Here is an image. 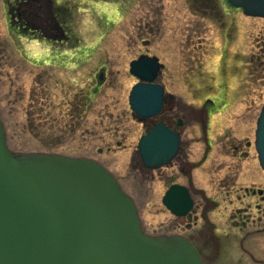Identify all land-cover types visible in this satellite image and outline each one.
Wrapping results in <instances>:
<instances>
[{"label": "rangeland", "instance_id": "374dc122", "mask_svg": "<svg viewBox=\"0 0 264 264\" xmlns=\"http://www.w3.org/2000/svg\"><path fill=\"white\" fill-rule=\"evenodd\" d=\"M213 1L216 10L204 12L203 0H53L57 24L41 22L43 41L10 37L0 5V116L12 151L101 162L132 197L149 235L174 234L184 226L161 199L168 177L187 186L197 213L203 205L212 209L189 230L202 234L205 262L243 264L244 231L241 214H235L248 201L239 189L264 186L253 148L264 102V18ZM47 11L42 3V21L50 19ZM61 29L70 39L55 43ZM51 53L58 60H45ZM144 53L164 65L157 82L174 96L173 124L177 118L184 123L179 154L154 171L146 170L136 153L150 125L128 105L136 82L129 63ZM99 69L106 79L98 88ZM39 87L45 89L41 95ZM72 100L89 104L84 123H67ZM207 101L210 116L202 121L201 104ZM168 115L165 109L158 120ZM185 163L190 166L181 172L177 166ZM213 232L224 245L211 243ZM251 247L264 251V234L254 236Z\"/></svg>", "mask_w": 264, "mask_h": 264}, {"label": "water", "instance_id": "95a60500", "mask_svg": "<svg viewBox=\"0 0 264 264\" xmlns=\"http://www.w3.org/2000/svg\"><path fill=\"white\" fill-rule=\"evenodd\" d=\"M227 2L246 16L264 18V0ZM160 67L156 58L147 56L129 64L139 81L128 102L141 120L156 117L167 99L154 83ZM151 123L138 141L137 154L146 169L154 170L173 160L180 137L162 122ZM254 136L264 171V103ZM161 202L178 217L192 207L188 190L176 184ZM0 264L203 262L187 238L145 233L133 199L97 161L55 152L11 151L0 118Z\"/></svg>", "mask_w": 264, "mask_h": 264}, {"label": "flooded vegetation", "instance_id": "af4514ba", "mask_svg": "<svg viewBox=\"0 0 264 264\" xmlns=\"http://www.w3.org/2000/svg\"><path fill=\"white\" fill-rule=\"evenodd\" d=\"M203 2H205L204 12H208V11L213 12V9L216 10L217 5H216V2H214L213 0H203ZM42 3H44L48 8L47 14H48V17L50 18L49 20H47V17H46V19H43V21H42V19H40L41 18L40 15H41V4ZM0 5H1V18H2L1 23L6 28V31L10 37L13 36L15 38H25V39L30 38V39H33L32 41H37L39 38H41V40L43 41L45 38H47V36L42 37V35L45 33L44 30H42V28L45 26L51 27L52 26L51 23L53 21L57 24V20L55 17L56 14L53 15V7H54L53 0H0ZM226 6L230 7L228 4H226ZM56 9L57 8L55 6V10ZM41 22L46 23V25H44L43 27L40 26ZM69 39H70V37L67 36V34L61 29L59 31V36L57 37V40L55 41V43L56 42H59V43L67 42ZM142 44L148 45L149 42L147 40H142ZM52 55H53L52 58L46 57L45 60L46 59L52 60V61L58 60L57 54L54 53ZM139 56L155 57L154 55L149 54V53L140 54L137 56V58ZM71 59L72 58H70V60ZM64 61H65V59H64ZM158 61L160 62V60H158ZM42 64L44 66L45 65L51 66L49 63L47 64L46 62H43ZM61 64H63V63H61ZM53 65H55V64L53 63ZM163 69H164V65H163V68L161 69V72ZM104 72H105L104 69H99L96 72L97 76H96V78L94 77V79H95L94 80V82H95L94 86L99 88L102 84H104L105 79H106V75ZM160 75H161V73H158L157 79L160 77ZM157 79H156V83L162 86L166 96L169 95V93L165 91L164 86L157 82ZM136 82H137V80H136ZM42 90H45V89L39 87V94L40 95H41ZM83 97H85V96L82 95V98ZM86 100H88L87 97H86ZM173 101H174L173 95L171 96V98L165 99L163 109L160 112V114L158 115V117L166 109L167 113L169 115H168V117L163 118L162 121L167 126H169L171 129H176L178 121L181 120L182 125L179 128V130L181 131V129L184 125L181 118H177L175 123L173 124V119L175 117V112H176ZM207 103H208V101L206 103L201 104V107H203L200 111L201 117L203 116L202 121H204L207 117L210 116V113L206 109ZM68 107H69V110H68L69 112L67 114V119L65 118L67 123L71 122L73 124V123H84L85 122L84 120H85V116H86V113H87L88 108H89V104H86V102H80V103L76 104V102H74V100H72L70 102V104L68 105ZM158 117H157V119H158ZM147 122L150 124L149 120H147ZM202 129L204 132L205 131L204 127ZM180 150H181V148H180ZM233 151H237L236 146L233 147ZM189 166H190L189 164L185 163V164L178 165L177 168L182 172V171H184V169H186ZM175 183L176 182L174 180H172L170 177H168L165 192L167 191L169 186H171L172 184H175ZM255 185H257V184H252L248 187H243V188L239 189V191L243 193L242 197L247 199L248 202L245 203L246 204L245 207L238 209L236 214H235V216H238L239 214H241V218H240L242 220L241 229L244 231L243 236H242V241L240 244V246L242 248L243 255H244L243 256V264H264V251H262V250L261 251H255L251 247L252 238L254 239V236L259 235V234L260 235L264 234V226L259 227L261 224L264 223V186H258V185L255 186ZM189 193H190L191 198H192L193 206H192L191 210L185 216L177 217L183 221L184 226H182L181 228H178L177 232H175V233L181 234V235L185 236L186 238H188L189 241L194 246V248L197 250V252H198L199 256L201 257V259L203 260L204 264H207L205 262V259L203 258L204 254L202 253V250L204 248L203 247L204 243L202 242L203 239L201 238L202 234H200V233H198L197 235L194 233L191 234V233H189V230L191 229V222H192V224H196L198 219L207 220L206 214H207V212H210L212 209H210L211 207L208 208L207 206L203 205V207L201 208L202 209L201 212L197 213L196 208L198 210L199 206L197 207L195 205L194 199L192 197L190 190H189ZM235 197L237 199V195H235ZM203 198L208 203H212V205H215L214 201H211L210 199L207 200V198H205V195H203ZM238 199H241V198L238 197ZM251 204L253 207L251 206ZM252 209H255L256 213H252V211H251ZM240 211H242V212L240 213ZM253 215L256 217H254ZM219 238L220 237H218V235L214 234V232H213L211 234L210 241L212 240L211 243H214V244L217 243L220 246L224 245L225 241L220 240ZM209 260H211V259H209Z\"/></svg>", "mask_w": 264, "mask_h": 264}, {"label": "bare ground", "instance_id": "6f19581e", "mask_svg": "<svg viewBox=\"0 0 264 264\" xmlns=\"http://www.w3.org/2000/svg\"><path fill=\"white\" fill-rule=\"evenodd\" d=\"M192 206H193V204H192ZM192 208V207H191ZM189 212V211H188Z\"/></svg>", "mask_w": 264, "mask_h": 264}]
</instances>
